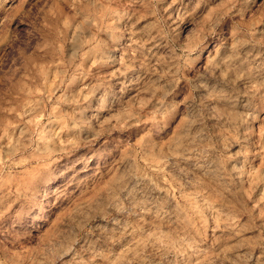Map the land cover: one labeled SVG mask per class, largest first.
<instances>
[{
  "label": "rangeland",
  "instance_id": "obj_1",
  "mask_svg": "<svg viewBox=\"0 0 264 264\" xmlns=\"http://www.w3.org/2000/svg\"><path fill=\"white\" fill-rule=\"evenodd\" d=\"M0 264H264V0H0Z\"/></svg>",
  "mask_w": 264,
  "mask_h": 264
}]
</instances>
